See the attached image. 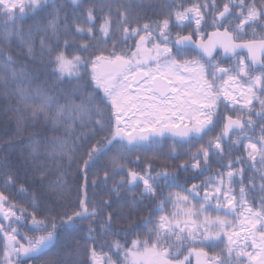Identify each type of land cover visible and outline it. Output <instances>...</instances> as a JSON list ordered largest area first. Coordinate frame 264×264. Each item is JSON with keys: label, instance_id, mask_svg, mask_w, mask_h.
I'll list each match as a JSON object with an SVG mask.
<instances>
[{"label": "snow or ice", "instance_id": "1", "mask_svg": "<svg viewBox=\"0 0 264 264\" xmlns=\"http://www.w3.org/2000/svg\"><path fill=\"white\" fill-rule=\"evenodd\" d=\"M141 7L0 0V86L64 129L23 162L0 159V264H264V0H164L142 24ZM13 44L51 85L23 87ZM185 173L209 175L185 187ZM117 222L133 231L99 244ZM136 228L146 238L129 241Z\"/></svg>", "mask_w": 264, "mask_h": 264}, {"label": "trees", "instance_id": "2", "mask_svg": "<svg viewBox=\"0 0 264 264\" xmlns=\"http://www.w3.org/2000/svg\"><path fill=\"white\" fill-rule=\"evenodd\" d=\"M142 4L141 9L139 10V16L141 17L140 23L156 21L163 18L161 14V9L163 8L164 0H139ZM171 2V0H169ZM176 2L184 3V5L190 6L191 3L196 2V0H176ZM202 2V0H201ZM71 11V9H69ZM166 12L167 10L164 9ZM29 22H26L25 27L28 26ZM210 30V29H209ZM248 35L245 36V39L252 38L251 29H248ZM257 35H259V30H257ZM38 50V45H37ZM8 53L13 56L15 61V67L17 69L25 70L29 76L28 80L34 81L29 84L27 81L23 84V87L30 93H34V89L37 84L43 86L45 82L49 85L52 84L54 78L51 76V69L44 67L43 63L38 57L33 59L32 57H28L24 54V52L13 44L10 48L7 49ZM231 61H225V66H227ZM16 85H11V88L14 89ZM60 87H64V85H60ZM63 103V101H61ZM78 102V101H77ZM11 109H20L21 111L15 112L11 111ZM22 121L23 127L19 130L17 129V122ZM54 125L51 122H45L43 118L38 120H33L30 118V114L24 111V105L18 102V98L10 93H6L2 86H0V159L5 157H10L11 160L17 162H23V158L29 157L30 151L33 147L39 145L41 151L45 146V142L51 140L54 137H62L64 135V129L61 127L59 131L53 130ZM19 131V135L17 132ZM165 149H167V145H165ZM83 151V149H81ZM240 155V152L236 153ZM146 154L141 153V156L144 157ZM148 158L151 159V154H147ZM77 160L79 157L77 156ZM135 160V157H132ZM68 161H64L66 175L65 179L69 183V185L73 184V181L77 178V163H71V166H68ZM107 163L106 159L101 160L99 162L98 168H94L92 173H95L100 168H102ZM170 164H179V161H170ZM134 166V165H133ZM156 167H160V164H156ZM215 165H213L212 172L216 171ZM226 171V170H225ZM92 173H89V181L93 178ZM102 175V172H101ZM191 173H185L180 176V181L184 184L185 176H191ZM209 173H205V175L201 176L199 180H190L187 184H184L185 187H190L191 183H200L201 180L207 179ZM248 175H251L249 172ZM49 179L55 180V175L49 177ZM82 182V181H81ZM110 186V185H109ZM238 190V189H237ZM104 191V189H89V196H96L99 199V193ZM148 216V211L145 210L139 214V216L133 215L132 219L135 224H141L142 218ZM81 227L85 229L84 235H87V222H85ZM151 227V225H149ZM119 229H126L129 231H133L127 223L117 222L113 225V230L117 231L116 236H109L104 238H99V244H105L106 241L117 239L124 237L125 233L118 231ZM147 229L136 228L133 232V235L127 237L129 241L135 238V234L139 233L140 238H146L145 233ZM123 243V240H121ZM83 243V241H81ZM99 247V245H98ZM207 250V249H206ZM105 251H107V247H105ZM219 251V249H216ZM211 254V253H210ZM81 260H87L88 257L86 255H81L79 257ZM191 264H196L195 256L190 257Z\"/></svg>", "mask_w": 264, "mask_h": 264}]
</instances>
